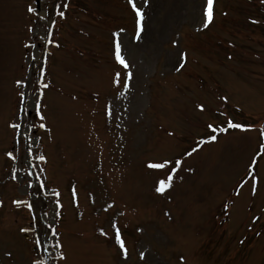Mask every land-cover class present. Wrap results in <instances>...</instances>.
<instances>
[{"label": "rangeland", "instance_id": "374dc122", "mask_svg": "<svg viewBox=\"0 0 264 264\" xmlns=\"http://www.w3.org/2000/svg\"><path fill=\"white\" fill-rule=\"evenodd\" d=\"M136 3L0 0V264H264V0Z\"/></svg>", "mask_w": 264, "mask_h": 264}, {"label": "snow or ice", "instance_id": "6c2138e0", "mask_svg": "<svg viewBox=\"0 0 264 264\" xmlns=\"http://www.w3.org/2000/svg\"><path fill=\"white\" fill-rule=\"evenodd\" d=\"M145 4L147 3V0H144ZM128 3L131 5L132 9L135 11L136 16L138 17V26L140 27V30H142V25L140 24V22L143 20L144 18V14H143V10L141 7L137 6L136 0H128ZM63 7H67V4L63 5ZM213 9H214V0H206V6L203 9V13H204V17H205V21H204V27H207V25L209 23H211L212 19H213ZM28 11H34L31 7H29ZM59 15L61 17L65 16V13L63 11L59 12ZM121 32H123L124 30L121 29ZM114 35L117 37L116 43H115V58L117 59V61L122 64L125 68H127L129 65L126 62L125 57L122 55V50H121V43L118 39L119 37V33H114ZM137 39H139V31L137 32ZM34 46V45H33ZM180 67H183V65L181 64ZM128 77H131V73H128ZM20 81H17V84H20ZM116 83H119V73H117V79H116ZM127 86V85H125ZM45 87H47V85H45ZM21 95L23 96V93H21ZM224 100H227V97L223 98ZM199 108L201 111H203L204 106L201 104L199 105ZM41 119H43V117H41ZM15 127H19V125H15ZM41 127H43V125H41ZM207 127L211 130L210 134L206 137V138H202L196 145V147H193L191 149L190 152L187 153V155H192V153L196 152L198 150V148L203 144V143H207V142H214L217 139V136L215 135L216 132L218 131H227L228 128H232V129H240V130H248L251 126L250 125H245V124H241V123H237V122H233L231 119H229L227 121V127L226 128H219V127H215L212 124H208ZM262 135H264V130H262ZM260 152L264 153V144L260 145ZM9 156H12V153H8ZM38 159L40 161H45L46 157L41 155L38 157ZM181 163L180 160H176V161H164L161 163H149V167L153 168V169H164L165 167H167L168 164H176L179 165ZM257 166V158L254 157L252 160V163L249 165V172H248V176L253 178V185H252V194L255 195L256 191H257V184H258V180L256 179L255 176V168ZM38 167V165H37ZM175 168H173L172 170H170L168 176L166 178H162L159 179L157 182V187H156V191L158 193H164L165 190L167 188H170L172 185V180H173V174L175 172ZM43 171V170H42ZM247 183L246 180H242L240 182V184L238 185V189L242 188L243 185ZM31 186V184L29 183V187ZM45 185L43 183V181L40 182V187L43 188ZM237 195H239V190H237L236 192ZM57 196H59V193H56ZM73 195L75 196V190H73ZM2 203V202H0ZM14 203L17 204H21V203H26L27 207L29 208V210L31 211L33 208V205L31 204V202H27V201H14ZM57 204H59V201H56ZM254 219H259V217H256ZM113 229H114V240L115 243L119 246V248L122 250L123 255L125 258H127L128 256V249L125 245V239L122 236L121 230L120 228L117 226V224H113L112 225ZM21 231H27V229H21ZM101 234L103 235H107V233H105L103 231V229H101ZM36 244L39 245L40 241L37 239L36 240ZM145 255V253L141 252L140 256L141 258H143ZM63 258V255L62 257ZM183 261V257L180 258Z\"/></svg>", "mask_w": 264, "mask_h": 264}]
</instances>
